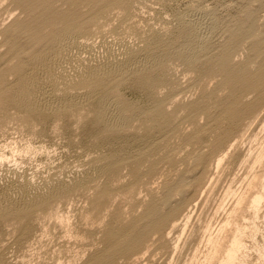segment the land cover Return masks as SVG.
I'll return each mask as SVG.
<instances>
[{"label":"rangeland","instance_id":"rangeland-1","mask_svg":"<svg viewBox=\"0 0 264 264\" xmlns=\"http://www.w3.org/2000/svg\"><path fill=\"white\" fill-rule=\"evenodd\" d=\"M68 25L77 34L38 73ZM261 66L264 0H0V264H95L151 212L178 208L179 228L115 264H189L245 187L242 160L264 146V79L245 88ZM33 74L38 106L19 96ZM232 96L261 109L231 126ZM257 223L249 262L264 264V210Z\"/></svg>","mask_w":264,"mask_h":264},{"label":"bare ground","instance_id":"bare-ground-1","mask_svg":"<svg viewBox=\"0 0 264 264\" xmlns=\"http://www.w3.org/2000/svg\"><path fill=\"white\" fill-rule=\"evenodd\" d=\"M109 5H111V4H109ZM45 21L48 23V21H49L48 20V17L45 18ZM77 25H75V26H77ZM75 26L74 25H68L65 28V30L63 29L64 31L59 32V33L56 32V34H54V35L52 34L50 36L49 41H51V43H53L55 45V47H57V48H53V49L50 48L51 50L45 52L44 55H41V56H40V54H38L40 57L36 55V57H39L38 59H36V57H35V59L37 60V62L35 63V66H36V68L38 70L37 71L38 73H39V70L42 69V67H45L44 64L45 65L48 64L46 62H48L51 59L52 54L54 53V55H55V50L58 49L62 45V43L64 41H66L68 39L70 40L73 36H75L77 34V31L75 29ZM30 32H32V30H30ZM256 48H257V46H256ZM191 49H192L191 48V45H187L186 47H184V49L182 51V54H181V57H183L185 59H190L191 60V56H192L191 55ZM258 49H257V51H259L261 48L259 50ZM47 67H49V66H47ZM244 69L246 70V68H244ZM237 72L241 73L239 70ZM96 73L97 72H94L93 74L95 75ZM37 76H39V75H36V76L34 75L32 77L26 76V79L25 78L24 79L22 78V82L20 84V86H21V89L20 90L21 91L19 93L20 94L19 96H20L21 100L25 104L34 105V106H38L39 105V102H38V100L36 98L37 95L35 93L36 92L35 91V88L42 81H40L41 79L38 80V77ZM27 77H28V79H27ZM253 77H254V79L249 80V82L246 84L247 86L245 88L247 90L248 89H257L258 86L260 84H262L260 82H262V80L264 79V68H262V66H261L260 69H259V71H258V73H257V75H253ZM43 83H41V84H43ZM231 99L232 100H231V102L229 104V107H227V108H224L223 107L224 108L223 109V113L226 114L227 121H229V123H230L231 126L238 125L242 120H244L245 117H252V116H254L257 113V111H259V108L262 105V103H261L262 102V99H260V98H259V100L256 99L257 102L255 104L251 105V106H247L245 104L244 105L241 104V102L239 101V99L237 97H235V96H232ZM227 103H229V102H227ZM229 123H228V125H229ZM263 125H262V127H263ZM238 128H239V126H238ZM226 133H228L227 136H230V134H231V132H227V131H226ZM225 138H227V137H225ZM254 139H255V141H257V136H255ZM219 146H220V142L216 143L215 146H214V148H217ZM206 147H208V146H206ZM221 150H222V148H221ZM216 153H217V151H216ZM228 155H229V153H223L221 156L219 155L220 156L219 159L216 158V159H218L217 162H216V169H219L224 164V162L227 159ZM241 164L242 165H247L249 167L250 171H251V175L249 174L250 177L246 180L247 182H246L245 187L242 189L241 192H239V193L236 192L233 195V201L231 203L232 206L227 211L226 216H225V219L222 222V224L219 227V229L217 230V232L216 231H213V230L211 231L210 226L206 228V230H205V236H204V239L202 241L203 249H197L196 248L195 254H194L193 258L191 257L192 260L190 261L189 264H251L249 262V251L250 250H249L248 245L246 244V239L247 238L248 239L251 238L252 241L255 242L256 241V238H257V236H258V234L260 232V228L258 227L257 220L259 219L260 212L262 210H264V146H262V145L260 146L259 145V147L257 149H255L254 151L253 150H250L249 151V155L245 159L242 160V163ZM87 180H88V178H87ZM216 182H217V180H216ZM82 183H84V182H82ZM213 187H214V185H213ZM63 189L64 188L62 187V188H60L58 190L62 192ZM63 191H66V190H63ZM58 192L56 194H58ZM225 195H227V197H228L230 195V193H228V194L226 193ZM48 198H50V197L48 196ZM48 198L46 200H48ZM38 199H37V201H39ZM223 199L224 198H222V200ZM41 201H43V200H40V202ZM205 201H207V200H205ZM227 201H228V199H227ZM220 202H222V201H220ZM36 203H38V202H36ZM15 204L17 205V203H15ZM225 205H226V203H225ZM10 209L12 210V208H10ZM178 209L172 210L168 214L158 215V216H157V212L156 211L151 212L146 217V219H149V222H148V224L146 226L142 227L141 229H139L137 227H133L131 229L129 228L130 230H127V231L125 230V232L122 233L120 236H118V238L110 245V247H109V255L108 254L107 255H102L94 263L95 264H115V259L118 258V257H120V256H124V258L125 257H133V256H136L137 257L138 255L143 254L145 251H148L149 248H151L149 246V244H150V238H151V236L154 233H156L158 231H161V230H163L165 228H167L168 231H171V232H173L177 228H179V226H178L179 223H178V220H177L178 219L177 216L179 214H181V212H179L180 209L179 210ZM222 209H223V204H221L219 206V209L218 210H222ZM5 210H7V208ZM0 211H1V209H0ZM4 212H6V211H4ZM8 212L9 211H7V213ZM190 221H191V215L188 214V215H186L184 217V222H185L184 225L182 227H180V230H181V233H180L181 237L180 238H182V236L186 235L185 233L187 231V227H188ZM208 225H209V223H208ZM185 240H186V238H185ZM178 241H180V240H178ZM179 243L177 245H175V247L173 248L174 251H177L179 249V246H181V245H179ZM161 247H163V246H161ZM195 247H197V246H195ZM256 252L258 254L259 260L262 259V258H264V253H263L264 251L256 248ZM179 256H180V254H179ZM138 258H140V257H138ZM130 264H132V263H130Z\"/></svg>","mask_w":264,"mask_h":264}]
</instances>
